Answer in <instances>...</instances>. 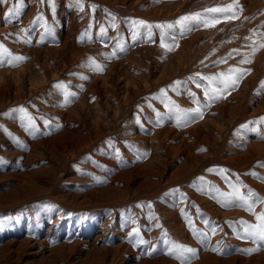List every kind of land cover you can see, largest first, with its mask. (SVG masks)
Listing matches in <instances>:
<instances>
[{
  "label": "rangeland",
  "instance_id": "obj_1",
  "mask_svg": "<svg viewBox=\"0 0 264 264\" xmlns=\"http://www.w3.org/2000/svg\"><path fill=\"white\" fill-rule=\"evenodd\" d=\"M259 3L0 0V264H264L245 232L264 213ZM233 67L246 71L209 103V77ZM192 133L199 162L179 148ZM53 138L72 145L58 160ZM136 167L152 184L131 194ZM123 170L134 180L104 195Z\"/></svg>",
  "mask_w": 264,
  "mask_h": 264
},
{
  "label": "snow or ice",
  "instance_id": "obj_2",
  "mask_svg": "<svg viewBox=\"0 0 264 264\" xmlns=\"http://www.w3.org/2000/svg\"><path fill=\"white\" fill-rule=\"evenodd\" d=\"M207 11L209 12H218V11H224L223 9H208ZM12 12L10 10L9 15H11ZM189 19H195V17H181L179 20H177L178 24H181V21H185V20H189ZM143 23V22H140ZM197 23H199V21H197ZM207 26V25H205ZM169 27H171L169 25ZM182 27V32L181 35H183V33L185 31H191L192 27L189 25H183L181 24ZM162 47H164V43L162 42L161 44ZM262 47H264V45H262ZM123 50V49H121ZM235 52L238 53L239 50H234ZM231 55V54H230ZM14 59L16 61H20L23 60V57H14ZM250 62L247 59L241 61V63H247ZM4 63L3 60H0V64ZM96 68H100L99 65L95 66ZM246 70L243 69H238V68H230L228 69V73H238V75L235 76V78L233 79L230 75L226 74L225 72H221L219 74H216V76L213 77H209V79L211 80H215L217 83V87L213 89L212 93L209 94L207 88H205V96L208 98V102L212 103L215 102L219 99L224 98V94L227 93L228 91H230L231 89H233L239 82V80L242 78V76L244 75ZM218 77H223V79H218ZM177 84H179L180 82H176ZM201 85L199 83H197V87H200ZM163 91V90H162ZM217 92H220V95H217ZM194 96V100H195V94H193ZM196 103L199 105V101L196 100ZM208 104H205L203 106H198L195 109H190V110H185L184 111V116L182 117V119H178V123H190V122H194L196 119L198 118H202L203 117V108L207 107ZM21 111H23V109H21ZM241 199L243 200V197H241ZM241 206H246L247 209L249 211L252 210V204L248 203L247 200H243V204ZM257 219L260 221V223L258 225L255 226H248L245 229V232L247 234V236L253 240V242H259V244L261 246H264V213H261L260 215L257 216ZM135 231V230H134ZM215 231V229L213 228V232ZM259 247L257 249H244L242 251L246 252V253H251L252 251H258ZM155 251V249L153 250ZM185 251L187 252H193L192 249H186Z\"/></svg>",
  "mask_w": 264,
  "mask_h": 264
},
{
  "label": "bare ground",
  "instance_id": "obj_3",
  "mask_svg": "<svg viewBox=\"0 0 264 264\" xmlns=\"http://www.w3.org/2000/svg\"><path fill=\"white\" fill-rule=\"evenodd\" d=\"M259 1L260 0H239V4H241V5H243V6H245L246 8H247V10L249 9V11L251 10V9H253V8H255L256 6H259L261 3H259ZM246 8H244V12L246 11ZM243 11V10H242ZM238 14H239V12H238ZM245 14V13H244ZM244 14H242V13H240L239 15H240V18L244 15ZM261 20V19H260ZM256 22H259V21H256ZM245 25H246V27H248V26H250L249 25V22H248V20L247 21H245ZM264 26V25H263ZM247 29V28H246ZM68 37V36H67ZM67 42V41H66ZM65 42V43H66ZM72 48H73V46H71ZM64 58H66V56L64 55L63 56ZM96 84V83H95ZM2 87V86H1ZM21 96V95H20ZM127 100V99H126ZM84 120V119H83ZM191 131V132H193V131H195V130H197V127H194V128H186V129H184V130H182V132L181 133H183L184 131ZM167 135L168 134H172V132L174 131L173 129H171V128H168L167 130ZM175 132V131H174ZM180 133V132H179ZM178 134V133H177ZM177 134H175V135H177ZM195 134H197V133H195ZM195 134H193L192 133V135H189V136H186L187 138H183V140L182 141H180V143H179V148H180V150L184 153V154H186V157H185V159L186 160H196L197 162H199V161H201L200 159H199V157L197 156V155H195L194 153H193V150H192V146H191V144H193L194 142H195V137H196V135ZM97 137V136H96ZM194 137V138H193ZM190 140H192V142H188V141H190ZM66 141V140H65ZM69 142V140L68 141H66V143H65V148H67V146L69 145V146H72L70 143H68ZM36 143V142H35ZM34 143V144H35ZM41 143H44V141L43 142H41ZM45 143H50L51 145H52V158L54 159L55 158V160L57 159H59L60 157H61V154H63L65 151H63L62 149L64 148V146H61L62 144L60 143V139H58V138H53V139H48V140H46V142ZM189 143H191V144H189ZM37 144H38V142H37ZM195 146V145H194ZM193 146V147H194ZM64 148V149H65ZM195 148V147H194ZM257 149H259V148H257ZM33 152V151H32ZM41 155V154H40ZM108 162V161H107ZM111 162V161H110ZM111 166V165H110ZM135 167V166H134ZM142 167V166H141ZM137 169H136V174H135V176H134V174L132 175V176H130L131 174H132V172L133 171H131L130 173H129V171H128V174H129V176H127V170H123V171H120V172H118V173H116V172H114V176H112V178H111V180H110V184L108 185L107 184V186L106 187H104V188H102V189H100V191H102V193L104 194H109L110 196H116V195H118V194H121V192H122V188L121 187H116L115 186V184H114V180L115 179H119V180H127V179H125V178H131V179H133V176L136 178V175L138 174V176H141L142 177V180L140 181V183L138 184V185H136L135 187H133L132 189V191H130V193L131 194H135L136 192H138L139 191V189L142 187V186H144V185H147V184H152L151 182H152V180L150 179V178H148L146 175L148 174L147 173V170L146 169H144V170H142L140 167H136ZM145 168H147V167H145ZM113 169V168H112ZM183 171V170H182ZM152 172V171H151ZM143 173V174H142ZM139 174H142V175H139ZM176 175V174H175ZM173 178V177H172ZM134 180V179H133ZM127 183V182H126ZM118 185V184H117ZM99 191V190H98ZM97 191V192H98ZM127 192H128V190H127ZM104 194V195H105ZM128 194V193H127ZM119 199V198H118ZM129 199H133V196H131V197H129ZM105 225V224H104ZM25 226V225H24ZM106 226V225H105ZM103 227V226H102ZM50 231H51V229L49 228V229H47V231H46V238L45 239H43V241L45 240V241H47V239H49L50 238ZM99 235H97V237H98ZM259 258H260V260L262 259V258H264V253H261L260 255H259ZM232 259V258H231ZM230 259V260H231ZM224 260V259H223ZM264 262V261H263ZM238 263V262H237ZM135 264V263H134Z\"/></svg>",
  "mask_w": 264,
  "mask_h": 264
}]
</instances>
